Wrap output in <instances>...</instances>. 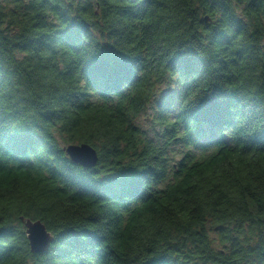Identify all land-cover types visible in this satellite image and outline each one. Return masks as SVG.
Here are the masks:
<instances>
[{
  "label": "trees",
  "instance_id": "obj_1",
  "mask_svg": "<svg viewBox=\"0 0 264 264\" xmlns=\"http://www.w3.org/2000/svg\"><path fill=\"white\" fill-rule=\"evenodd\" d=\"M0 264H264V0H0Z\"/></svg>",
  "mask_w": 264,
  "mask_h": 264
},
{
  "label": "water",
  "instance_id": "obj_2",
  "mask_svg": "<svg viewBox=\"0 0 264 264\" xmlns=\"http://www.w3.org/2000/svg\"><path fill=\"white\" fill-rule=\"evenodd\" d=\"M208 20V17H206ZM65 152L71 160L83 167L92 168L99 161V154L91 144L69 143L64 147ZM26 227L30 249L33 253H45L50 249L54 237L48 231L46 225L41 220H32L22 217Z\"/></svg>",
  "mask_w": 264,
  "mask_h": 264
},
{
  "label": "rangeland",
  "instance_id": "obj_3",
  "mask_svg": "<svg viewBox=\"0 0 264 264\" xmlns=\"http://www.w3.org/2000/svg\"><path fill=\"white\" fill-rule=\"evenodd\" d=\"M167 88L162 87L161 88V92L159 95H157L156 99H154L155 101L157 100V103L160 102V100H162V96L165 94ZM150 103V106L147 108L146 112H144L140 118L138 119V124L141 126V128L145 129L146 131L149 132V134H154V133H160L161 134V130L162 126L156 122V117L155 114L157 112V108L154 107L156 106V103Z\"/></svg>",
  "mask_w": 264,
  "mask_h": 264
}]
</instances>
